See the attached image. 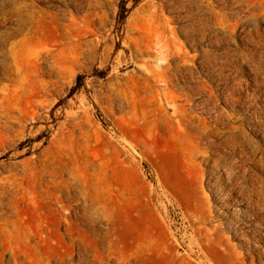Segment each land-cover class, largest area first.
I'll return each instance as SVG.
<instances>
[{
  "label": "rangeland",
  "instance_id": "obj_1",
  "mask_svg": "<svg viewBox=\"0 0 264 264\" xmlns=\"http://www.w3.org/2000/svg\"><path fill=\"white\" fill-rule=\"evenodd\" d=\"M156 1L101 0L88 16L64 0L8 4L0 33L18 31L11 99L19 119L0 122V264H253L250 255H264L263 239L248 240L254 233L197 232L195 215L209 202L220 220L235 210L196 183L192 158L207 144L172 105L161 109L157 83L130 57V25L148 41ZM212 4L160 0V84L178 75L182 87L206 82L218 94L229 81L252 89L264 69V0ZM85 37L102 45L67 46ZM60 40L58 71L46 56ZM183 50L194 78L180 76L173 55ZM236 114L263 144L264 122L242 107Z\"/></svg>",
  "mask_w": 264,
  "mask_h": 264
},
{
  "label": "bare ground",
  "instance_id": "obj_2",
  "mask_svg": "<svg viewBox=\"0 0 264 264\" xmlns=\"http://www.w3.org/2000/svg\"><path fill=\"white\" fill-rule=\"evenodd\" d=\"M26 1L0 0V25L3 19L9 18L8 4H15L14 10H19L26 5ZM201 1L207 6H213L212 0ZM64 2L72 3L77 10L84 8L86 16L95 13L93 9H98L101 5V0H64ZM62 11L53 14L57 20H60ZM145 11L148 12L144 8L142 12ZM148 16L154 20V27L145 33L149 38L148 41L136 38V32L144 31L142 27L137 23L130 25L129 32H132L129 41L130 57L132 61L140 62V67L145 69L149 77L157 83L156 91L160 96L161 109L168 112L169 105H172L176 120L181 125L185 121L193 123L199 132L198 137L207 144L192 158L196 168V183L201 186L208 185L209 191L213 194L210 201L212 199L217 202L222 201L224 205L235 210L231 216H228V221L220 220L213 215L214 206L209 202L200 214L195 215L197 232L206 236L224 235L230 232L239 239L254 233L253 238L248 239L253 244L264 240V224L260 217L261 213H264V143L259 142L254 134L249 132L248 127L240 122L236 114L238 107H242L251 117L264 122V69L262 68L254 77L252 89L246 88L245 93L241 91L242 88L230 81L220 94L206 82L199 86L182 87L178 75L177 83L165 78L160 84V72L156 69V66H160V0L156 1L155 10H150ZM36 20L32 21L33 27ZM71 20L72 23L79 21L74 16ZM17 34V30L5 36L0 33V122L4 121L9 127L19 119L11 99V96H14L11 86L13 82L20 80L15 45L12 41ZM95 43L101 46L102 40L98 37L92 38L89 43V39L85 37L82 41H71L67 46H76V52H83L85 45L89 46L87 49H92ZM9 44L12 45L11 48H8ZM66 48V42L60 40L58 51L47 54L46 60L51 63L52 69L57 68L60 71L59 57L64 56ZM173 57L182 61L179 71L183 80L184 77L189 79L196 76L189 53L183 50L175 53ZM165 61L169 64V60L165 59ZM37 66L42 69L40 60ZM4 77L9 81L2 82ZM205 91L208 96H203ZM220 96L230 110L225 106L222 107ZM179 99H185L186 104H179ZM261 133L264 134V127ZM237 150H239L238 154H236ZM258 169L261 172H257ZM250 258L253 264H264L263 254L259 257L250 255ZM245 259L243 258L242 261L245 262Z\"/></svg>",
  "mask_w": 264,
  "mask_h": 264
},
{
  "label": "trees",
  "instance_id": "obj_3",
  "mask_svg": "<svg viewBox=\"0 0 264 264\" xmlns=\"http://www.w3.org/2000/svg\"><path fill=\"white\" fill-rule=\"evenodd\" d=\"M145 164H146L147 166H149L148 162H145Z\"/></svg>",
  "mask_w": 264,
  "mask_h": 264
}]
</instances>
